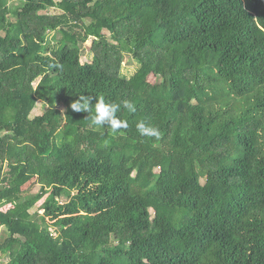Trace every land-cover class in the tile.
Segmentation results:
<instances>
[{
  "label": "trees",
  "instance_id": "1",
  "mask_svg": "<svg viewBox=\"0 0 264 264\" xmlns=\"http://www.w3.org/2000/svg\"><path fill=\"white\" fill-rule=\"evenodd\" d=\"M0 264H264V0H0Z\"/></svg>",
  "mask_w": 264,
  "mask_h": 264
},
{
  "label": "clouds",
  "instance_id": "2",
  "mask_svg": "<svg viewBox=\"0 0 264 264\" xmlns=\"http://www.w3.org/2000/svg\"><path fill=\"white\" fill-rule=\"evenodd\" d=\"M124 107L131 111H135V107L130 102H123ZM71 109L75 112L87 113V119L92 125L96 126H109L115 132L121 128H127V122L121 121L116 113L120 110L121 105L115 103H106L101 97L96 99L90 96L81 95L73 101L70 105ZM138 131L142 135H156L157 130L154 128H148L143 122H139L137 125Z\"/></svg>",
  "mask_w": 264,
  "mask_h": 264
},
{
  "label": "rangeland",
  "instance_id": "3",
  "mask_svg": "<svg viewBox=\"0 0 264 264\" xmlns=\"http://www.w3.org/2000/svg\"><path fill=\"white\" fill-rule=\"evenodd\" d=\"M53 11V10H51ZM87 27L88 29L92 28L91 23L87 22ZM57 36H59V33L57 34ZM89 43V42H88ZM86 44V43H84ZM83 44V46H84ZM88 45V44H87ZM89 58H87L86 56H81V61L85 64L86 60H88ZM133 71H135V65L134 63L131 62L129 55L128 54H124V61L122 64V73L126 74L127 76L130 75ZM147 80L150 82H155L157 80H159V77L156 76L153 73H150L147 76ZM35 83V82H34ZM41 113V108H40V102L38 101L36 104V107H34V109L32 110V115L34 114H39ZM201 182H203V179H201ZM37 189V184H36V177H33L32 179H30L28 182H26L24 185H22L21 187L18 188V190L15 191H22V193H26V192H35ZM143 203L144 205L147 207V209L153 213L154 210L156 209L157 203L156 201H154V199H150V198H143ZM34 207L31 208V211H34ZM36 211V210H35ZM41 210H37V212L39 213ZM61 228V227H60ZM58 229V228H57ZM59 230V229H58ZM56 230V236L58 237L59 235V231ZM96 237V235H94Z\"/></svg>",
  "mask_w": 264,
  "mask_h": 264
}]
</instances>
